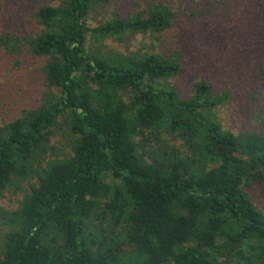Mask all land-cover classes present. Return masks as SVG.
Returning <instances> with one entry per match:
<instances>
[{"label":"trees","instance_id":"trees-1","mask_svg":"<svg viewBox=\"0 0 264 264\" xmlns=\"http://www.w3.org/2000/svg\"><path fill=\"white\" fill-rule=\"evenodd\" d=\"M9 2L0 52L15 67L22 56L41 61L47 92L0 125V198L13 181H32L14 188L15 209L0 210V264H264V216L242 189L264 183V131L233 134L204 117L230 98L247 115L264 100V18L250 33L245 22L238 39L229 15L225 42L237 40L243 58L216 61L211 45L208 71L222 78L196 80L184 95L166 82L186 56L159 40L182 27L183 0L126 14L110 11L118 0ZM133 35L156 36L162 53L103 57L86 46ZM58 130L69 150L51 158Z\"/></svg>","mask_w":264,"mask_h":264},{"label":"rangeland","instance_id":"rangeland-1","mask_svg":"<svg viewBox=\"0 0 264 264\" xmlns=\"http://www.w3.org/2000/svg\"><path fill=\"white\" fill-rule=\"evenodd\" d=\"M37 1L44 0H21L23 5L28 9L36 7V5H38ZM45 1L55 4L57 0ZM118 1L120 2L119 4L115 3L117 8L110 9V11H117L126 14L129 12L135 13L144 9L152 0ZM183 1L186 2V6L180 7L185 11L182 15V27L178 29L171 28L164 33L159 40L163 42L162 45H168L171 47L175 46L176 49L182 52V55L186 56V63L183 65V67L185 66V70L183 72L181 71L180 75H177L174 79L172 78L167 81L166 84L169 87L180 89L185 93H183L184 95H189L190 87L193 82H196V80L198 81L206 78L208 80L211 79V77H214L216 80L214 82L219 83L222 78L218 76L219 73L214 74L211 69L208 71L209 67L206 62L208 59L205 58V55L208 56V53H210V51L207 53L206 50L211 47V45H214V49L217 51L216 54L212 55L216 61L221 60L223 63L232 57H236V59L243 58L242 55H240L241 53H239L241 47H239L240 44L237 40V43L234 44H227L225 42V39L230 37V33L226 30L227 28H225L224 22L229 18V15L234 18V24L236 23V25L233 34L231 35H234L238 39L241 33L244 32L241 26H246L245 22H248V26L252 25V27H247L250 33L253 31L252 28H254L255 20L258 19L259 15L264 18V0H204V4L203 0H190V2L187 0ZM196 2L203 4V6L198 7V13L200 14L202 11L200 15L191 8L192 3ZM14 6V2L10 3L9 0H0V23H2L4 17L8 16V12L11 13ZM108 13L109 10L107 9L104 11H98L93 15L89 25L91 24L90 26H93L96 23L103 21L107 18ZM187 17L190 18L189 21L183 22ZM199 18L200 20L198 21ZM8 28L11 27L9 26ZM182 32L185 33L181 35ZM192 33H196L197 35H192ZM159 40L154 35H133L128 36L123 43L118 44L111 39H102L95 43L91 41L90 37H87L86 46L91 47V51H95L97 52H94L95 54L103 57L125 55L134 52L140 47L144 50H148L152 47L154 51L162 53V47L159 44ZM180 43L184 44L186 49L183 51H185L186 54L181 50L179 46ZM233 46L235 48H233ZM212 48L213 47L210 49ZM203 53L204 56H202ZM19 60H21V65L15 67L14 62L11 63L13 60L11 58L6 59L0 52V125L14 119L19 115L21 110L31 109L36 106L39 103L42 94L47 92L42 84L40 75L36 71L37 66L41 61L32 60L28 56L19 57ZM208 82L211 83L214 89H216L211 80ZM219 86L220 85L217 87L218 89L221 88ZM233 88L234 85L230 88L231 91ZM234 105L235 102L230 98L223 106H219L209 113H204V117L209 121L216 122L222 129L228 130L233 134L248 130L264 131V100L259 101L256 107L252 106L248 110V115L245 111L240 113ZM259 110L262 111V113H260ZM67 138L68 137L63 136L62 132L59 130L54 133L50 142L53 154L50 156L51 158L53 156L61 157L68 152ZM164 140L167 144L171 145L172 142L169 138L165 137ZM151 142L152 141H149V144ZM173 144L176 147H179L177 142H174ZM31 182V180L13 181V184L9 185L0 198V210L8 212L15 209L18 204L19 195L14 188L17 187L20 190L26 189ZM242 189L254 208L264 216V183L258 184L254 182L249 187H242ZM1 214L2 213H0V215ZM4 230L5 226L0 220V239H2Z\"/></svg>","mask_w":264,"mask_h":264}]
</instances>
